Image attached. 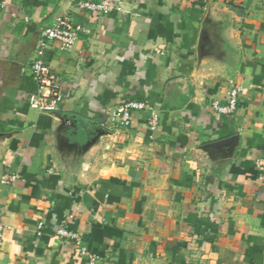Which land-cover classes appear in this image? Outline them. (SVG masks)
<instances>
[{
    "label": "crops",
    "instance_id": "obj_1",
    "mask_svg": "<svg viewBox=\"0 0 264 264\" xmlns=\"http://www.w3.org/2000/svg\"><path fill=\"white\" fill-rule=\"evenodd\" d=\"M78 1L0 0V264H264V0ZM64 14L91 32L45 50L63 103L40 114L30 66Z\"/></svg>",
    "mask_w": 264,
    "mask_h": 264
},
{
    "label": "built area",
    "instance_id": "obj_2",
    "mask_svg": "<svg viewBox=\"0 0 264 264\" xmlns=\"http://www.w3.org/2000/svg\"><path fill=\"white\" fill-rule=\"evenodd\" d=\"M120 0H98V1H78L75 8L79 11L87 12L93 17L106 15L113 10L118 9ZM90 28L76 23L70 14H64L56 17L49 26L40 29L39 39L37 41L36 57L30 66L34 90L28 95V107L40 114H54L60 110L63 103L62 81L61 78L52 71L44 59L45 50L49 44H57L59 50L63 53L71 51L74 44L83 36L90 34ZM239 90L233 88L229 91L226 103L220 105L218 102L212 103V109L219 114H232L236 110ZM147 106L143 102L128 101L117 108L109 116L110 125L114 128H129L132 121V114L136 111H143ZM155 118V117H154ZM153 118V120H154ZM254 168L259 174L261 182L264 184V157H259L254 162ZM16 176L6 174L3 183L14 182ZM5 227L0 221V248L3 243V234ZM56 234L65 239H70L75 247L79 249L82 257L86 256L85 249L80 248V236L64 228L57 230ZM87 264H95L92 257H88Z\"/></svg>",
    "mask_w": 264,
    "mask_h": 264
}]
</instances>
